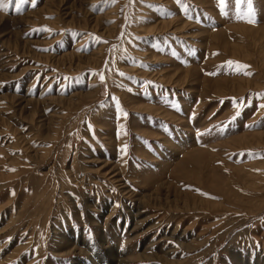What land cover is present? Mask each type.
I'll return each instance as SVG.
<instances>
[{
	"label": "rangeland",
	"instance_id": "374dc122",
	"mask_svg": "<svg viewBox=\"0 0 264 264\" xmlns=\"http://www.w3.org/2000/svg\"><path fill=\"white\" fill-rule=\"evenodd\" d=\"M4 3L0 264H264V0Z\"/></svg>",
	"mask_w": 264,
	"mask_h": 264
},
{
	"label": "snow or ice",
	"instance_id": "6c2138e0",
	"mask_svg": "<svg viewBox=\"0 0 264 264\" xmlns=\"http://www.w3.org/2000/svg\"><path fill=\"white\" fill-rule=\"evenodd\" d=\"M220 4L223 6L225 5L226 0H219ZM238 3H240L241 5L247 3L248 4V11L251 12V0H237ZM25 3H28V0H19V4L23 5ZM33 7L35 6V0H33ZM0 8H3L4 10H6V4L4 3V0H0ZM17 11L20 10L19 6H17L16 8ZM249 23H254L253 20H249ZM94 39H99V38H94ZM229 66L232 67L234 70H240L241 68H245L247 66H243V65H239L237 63L234 62H229ZM103 76H101V80H103ZM261 107H264V105H261Z\"/></svg>",
	"mask_w": 264,
	"mask_h": 264
}]
</instances>
